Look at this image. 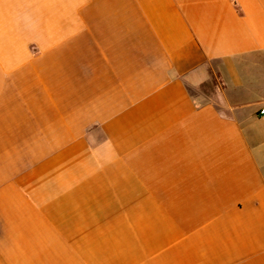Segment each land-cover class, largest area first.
<instances>
[{
    "label": "crops",
    "instance_id": "obj_1",
    "mask_svg": "<svg viewBox=\"0 0 264 264\" xmlns=\"http://www.w3.org/2000/svg\"><path fill=\"white\" fill-rule=\"evenodd\" d=\"M261 106L264 0H0V264H264Z\"/></svg>",
    "mask_w": 264,
    "mask_h": 264
},
{
    "label": "built area",
    "instance_id": "obj_2",
    "mask_svg": "<svg viewBox=\"0 0 264 264\" xmlns=\"http://www.w3.org/2000/svg\"><path fill=\"white\" fill-rule=\"evenodd\" d=\"M258 115L259 116H264V106H261L258 110Z\"/></svg>",
    "mask_w": 264,
    "mask_h": 264
},
{
    "label": "rangeland",
    "instance_id": "obj_3",
    "mask_svg": "<svg viewBox=\"0 0 264 264\" xmlns=\"http://www.w3.org/2000/svg\"><path fill=\"white\" fill-rule=\"evenodd\" d=\"M204 90L205 89H213V81L211 82V83H209V84H207L206 86H205V88H203Z\"/></svg>",
    "mask_w": 264,
    "mask_h": 264
}]
</instances>
